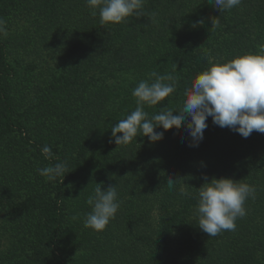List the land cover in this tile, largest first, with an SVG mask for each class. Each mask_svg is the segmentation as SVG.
Masks as SVG:
<instances>
[{"label": "trees", "instance_id": "1", "mask_svg": "<svg viewBox=\"0 0 264 264\" xmlns=\"http://www.w3.org/2000/svg\"><path fill=\"white\" fill-rule=\"evenodd\" d=\"M41 2L45 6V0L29 1L30 12ZM68 2L69 0H56L50 2L51 6L46 4L52 17L47 21L49 27H43L40 31L53 30L55 21L58 23L56 26L63 30L68 26L69 30L78 31L82 20L79 15H75L77 12L83 13L85 31H88L84 43L103 52V68L109 81L104 95L99 99L98 114L93 111V107L88 111L89 115H94L93 121L99 123L100 133L98 137L88 135L90 141L79 149V156L90 159L92 155L108 154L113 149L120 151V148L132 147L131 159L134 161L137 159L136 155L149 150V160L146 157L137 159L143 164H148L149 161V182L145 183V190L142 191L145 193L143 199H147L149 195V209L152 212L164 203L166 208H173L164 225V239L171 235L173 227L180 219L185 220L186 217L196 214L199 189L204 183L213 178H229L250 185L255 189L254 198L249 197L245 201L246 215L235 221V228L239 226L242 231L233 234L236 239L239 235L244 238L247 251L244 264H264V133L253 131L248 138H244L227 127L221 128L213 124L211 117L206 121L208 127L197 147L189 146L192 141L183 127H174L168 131L158 128L157 131L164 132V137L155 143L138 134L131 143L119 147L111 132V128L119 120L125 119L135 110L136 102L132 91L141 80L148 79V74L152 71L160 75H174L175 92L157 106H145L144 110L148 112L149 119L162 108L179 109L185 99L186 88L191 87L199 73L210 67V61L213 64L226 63L239 56L258 53V46L264 44V0H241L236 7L221 13L207 3V0H144L138 15L130 16L118 25H101L98 10L97 15L93 16L86 0L84 9L80 6L72 8L68 6ZM5 4V0H0V19ZM213 19L217 21L214 27ZM67 20H72V25ZM200 20H203V24L198 23ZM39 32L33 35V39H38L41 45L50 42V49L53 51L56 48L53 37L48 38L50 33ZM62 33L66 36V33ZM2 45L0 40L1 52ZM1 57L0 55V137L19 133L36 152L39 164H44L41 169L56 163H65L67 170L64 176L57 178H62L57 185L51 181L44 182L46 185L38 184L45 186L41 189L48 195L45 200L41 201L36 197L19 202L5 201L2 198L0 208H32L39 211L48 224L47 244L50 245V252L60 255V262L69 264L67 259L63 260L67 255L62 252V240L66 232L64 217L67 214L63 213L65 204L60 205L64 191L61 181L73 171L77 160L70 162L72 153L66 151V148L53 147L43 137L30 135L29 125H25L19 118L22 115L19 111V88L15 90L7 87L12 76L9 77V69ZM13 73L16 71L13 70ZM45 146L51 149L50 155L42 151ZM105 156L101 158L102 161ZM0 162L4 163L5 168L11 166L3 149L0 150ZM104 165L105 163L101 164ZM102 170L103 167L99 166L89 169L82 166L79 180L87 178L97 181L101 175L102 179L108 180L107 178L114 177V172L121 171L117 164L114 167L109 166L106 173L101 172ZM22 172L24 174V170L14 173L13 178L20 176L17 185L21 183ZM170 178L174 180L171 189L168 187ZM42 180L45 181V178L42 177ZM0 184L3 185L1 175ZM41 190L34 186L32 192L37 194ZM53 193L55 198L52 197ZM51 200L54 202L51 203ZM140 202L141 200L135 203L133 209L139 210ZM142 220L143 217L138 219L139 222ZM162 246L165 247L166 243ZM39 254L43 263H47V256L42 251ZM162 257L160 253L157 258ZM228 264L238 262L233 260Z\"/></svg>", "mask_w": 264, "mask_h": 264}, {"label": "rangeland", "instance_id": "2", "mask_svg": "<svg viewBox=\"0 0 264 264\" xmlns=\"http://www.w3.org/2000/svg\"><path fill=\"white\" fill-rule=\"evenodd\" d=\"M29 1L5 0L0 19V40L3 44L0 55L9 69V77L12 76L7 87L19 88V111L22 114L19 118L29 125L30 135L43 137L53 147L71 151L70 162L79 160L73 171L61 181L64 191L60 205L65 204L63 213L67 214L62 240V252L67 256L63 260L67 259L69 264H228L233 260L244 264L247 256L244 238L242 235L234 238V232L242 231L239 226L234 231L223 230L210 237L198 227L197 212L185 220L180 219L171 235L162 238L168 213L173 208H166L164 203L152 212L149 195L143 199L145 193L142 191L145 190V183L149 182V161L143 164L137 159L146 157L149 160V150L136 155L134 161L131 159L132 147L120 148V151L113 149L111 153L92 155L90 159L79 156V149L87 145L89 137H98L100 133L99 123L93 121L94 115H89L88 111L93 107L98 114L99 99L109 82L102 62L105 57L99 49L84 43L88 31H85L83 13L75 15L82 20L78 31L69 30L68 26L63 30L56 26L57 21L53 23V30L40 31L49 27L47 21L52 17L46 4L51 6L50 2L56 0H45V6L41 2L31 12ZM83 5L84 0L68 2L72 8H83ZM67 21L72 25V20ZM37 32L50 33L48 38L53 37L56 48L52 51L50 42L41 45L38 39L34 40L33 35ZM0 138V150H4V156L10 159L11 165L5 168L0 162L3 183L0 184V201L4 198L5 201L24 202L27 198L36 197L45 200L48 195L41 190L45 186L38 185L47 181L38 171L44 164H39L34 149L19 133ZM104 155L106 158L102 161ZM23 163L26 165L23 166ZM102 163L105 165L101 166ZM115 164L121 171L114 172V177L104 176L108 180L102 179L103 175L97 181L79 180L82 166L88 169L103 167L101 172L106 173L109 166L114 167ZM22 170L24 174L22 172L21 183L17 185L20 176L13 178L14 173ZM60 180L51 182L57 185ZM34 186L41 191L34 194ZM97 186L102 190L116 187L120 204L115 218L102 232L84 226L86 215L91 211L87 200ZM52 197L55 198L54 193ZM140 200V209H133V205ZM140 217L144 218L142 222L138 221ZM47 228L48 224L37 210L1 207L0 264H44L39 251L47 256L45 264H65L60 262V255L50 252ZM164 242L165 247L162 246ZM160 253L163 257L158 259Z\"/></svg>", "mask_w": 264, "mask_h": 264}, {"label": "clouds", "instance_id": "3", "mask_svg": "<svg viewBox=\"0 0 264 264\" xmlns=\"http://www.w3.org/2000/svg\"><path fill=\"white\" fill-rule=\"evenodd\" d=\"M240 2L207 0L220 13L236 7ZM86 3L93 16L97 15L98 10L101 25H118L128 17L138 15L144 0H86ZM198 23L203 24V20ZM216 24L217 21L213 19L212 27ZM258 49L256 54L239 56L226 63L213 64L210 61V67L199 73L191 87L186 88L185 99L179 109L162 108L149 119L145 106H157L175 92L174 75H160L152 71L148 79L141 80L132 91L135 110L111 128L114 142L118 147L127 145L140 134L155 143L164 137V132L157 131L158 128L168 131L183 127L192 141L189 146L197 147L204 138L209 117L213 124L227 127L244 138H248L253 131L264 133V44L259 45ZM42 151L51 154L48 146ZM66 170L65 163L38 169L47 181H56L64 176ZM173 186L174 180L170 178L168 187L171 189ZM254 195L255 189L250 185L229 178H213L204 183L199 189L196 206L198 227L210 237L223 230L234 231L237 218L246 215L245 201L249 197L254 198ZM87 203L91 211L86 215L84 226L102 232L120 207L117 188L110 186L102 190L97 186Z\"/></svg>", "mask_w": 264, "mask_h": 264}]
</instances>
